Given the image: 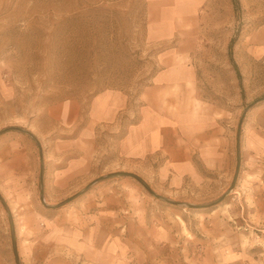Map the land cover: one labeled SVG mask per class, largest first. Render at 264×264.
<instances>
[{
    "label": "rangeland",
    "instance_id": "1",
    "mask_svg": "<svg viewBox=\"0 0 264 264\" xmlns=\"http://www.w3.org/2000/svg\"><path fill=\"white\" fill-rule=\"evenodd\" d=\"M158 74L199 119H214L224 142L210 170L196 158L199 174L174 179L160 162L119 155ZM115 96L126 105L103 121ZM2 130L0 196L19 264H203L211 250L224 264L231 248L234 264H264V189L255 187L264 159L254 147L264 136V0H238L237 11L232 0H0ZM123 171L175 204L108 177ZM0 264H15L1 204Z\"/></svg>",
    "mask_w": 264,
    "mask_h": 264
},
{
    "label": "crops",
    "instance_id": "2",
    "mask_svg": "<svg viewBox=\"0 0 264 264\" xmlns=\"http://www.w3.org/2000/svg\"><path fill=\"white\" fill-rule=\"evenodd\" d=\"M169 75L170 77L172 76V74ZM160 78L161 74H158L153 78V83L139 94L138 100L143 105L139 107V111L136 113V122L123 127L124 133L120 138L119 144L116 146L119 155L130 164L135 163L141 165L147 162H160L161 164L158 167H160L161 172H165L166 175L164 176L174 179L176 177L197 175L198 172L195 163L193 164L191 162L196 158L202 162L204 170H210L212 160L221 156L219 154L220 148L218 143H222L223 145L224 142L223 139L220 142L217 141L214 136V130L210 124L214 119L207 117L199 119L197 117L199 115L196 116L197 113H194L192 110L194 103H189L186 106L187 104L183 102V99V103L180 102L177 94H174L175 96L173 97V94L169 93L170 89L167 91L159 83L162 82ZM173 79L177 80L174 77ZM157 83L160 85L161 90L158 89L157 91L159 93L155 96V90L158 88ZM164 93H167L169 96L167 97ZM154 96L158 97L157 100ZM174 100H177L179 103L177 102L175 105L173 103ZM103 105V113L109 114V117L106 115L102 118L103 121H114L117 113L126 104L125 100L123 101L115 96L109 102L106 100L103 101ZM194 116L197 118L194 119L196 120L194 121L195 124L192 120L195 118ZM203 119L205 120L201 121ZM258 136V140L254 142V147L258 153L259 160L262 161L264 159L262 157L264 153L260 152V148L264 147V136ZM223 150L224 148H222ZM195 153H197V157L194 155ZM158 167L156 166L157 170ZM158 172L160 171L158 170ZM256 177L260 178V184L255 187L264 189V178L260 177L257 172L255 173ZM233 250L231 248L221 251L222 256H224V264H234L231 255ZM216 251L211 250L208 253V257H211L212 262L203 264H213L216 259V256H214L216 255ZM161 264H165L164 261H161ZM239 264L244 263L240 262Z\"/></svg>",
    "mask_w": 264,
    "mask_h": 264
},
{
    "label": "water",
    "instance_id": "3",
    "mask_svg": "<svg viewBox=\"0 0 264 264\" xmlns=\"http://www.w3.org/2000/svg\"><path fill=\"white\" fill-rule=\"evenodd\" d=\"M247 108H245V110L243 111L242 115L240 116V121H239V124H238V128H237V131H236V145H235V154H236V165H235V168H234V175H233V178H232V181L230 183V186H229V190L228 192H230V190L233 188L235 182H236V179H237V176H238V169H239V163H240V154H239V139H240V136H239V133H240V126H241V123H242V120L244 119V115H245V112H246ZM17 129V128H16ZM16 129H12V130H16ZM6 130H2L0 131V134L2 132H4ZM35 141V140H34ZM41 173H42V170L40 171V177H41ZM108 177H120V178H123V177H130V178H133L134 180H136L147 192H149L150 194H152L153 196H155L156 198H161L163 199L164 201L168 202V203H171V204H175L174 202L162 197V196H158L156 195L150 188L149 186L145 183V181L142 179V178H139L138 176H136L135 174H132V173H129V172H114V173H111L109 174ZM42 179V177H41ZM101 179H96L94 181H92L91 183L88 184V186L83 190L85 191L86 189H88L89 186H91L93 183H96L98 181H100ZM82 192V191H81ZM76 193L74 194L73 196H71V198L69 199H66L65 201H63L62 203L58 204V205H55L53 207H57V206H61V205H64V204H67L69 203L71 200L75 199L76 197H78L80 195V193ZM223 197L215 200V201H212L211 203H208V204H195V205H192V204H186L187 207L189 208H195V207H210L212 206V204H215L217 202H219ZM41 200L43 201V198H41ZM0 204L2 205L5 213H7L8 215V223H9V231H10V238H11V249H12V252H13V257H14V263L15 264H19L18 263V256H17V248H16V245H15V231L13 229V221H12V218H11V213H9V210L7 208V205L4 201V199L2 198V196H0ZM45 207L47 208H53V207H48L45 205Z\"/></svg>",
    "mask_w": 264,
    "mask_h": 264
},
{
    "label": "trees",
    "instance_id": "4",
    "mask_svg": "<svg viewBox=\"0 0 264 264\" xmlns=\"http://www.w3.org/2000/svg\"><path fill=\"white\" fill-rule=\"evenodd\" d=\"M233 8L235 11L238 10V0H232Z\"/></svg>",
    "mask_w": 264,
    "mask_h": 264
}]
</instances>
